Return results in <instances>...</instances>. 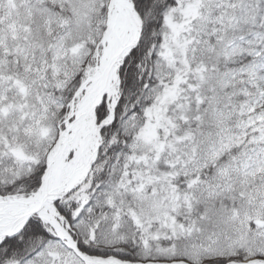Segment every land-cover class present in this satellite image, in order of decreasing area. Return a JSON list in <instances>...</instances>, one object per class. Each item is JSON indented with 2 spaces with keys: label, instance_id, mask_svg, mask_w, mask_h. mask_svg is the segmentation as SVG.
I'll list each match as a JSON object with an SVG mask.
<instances>
[{
  "label": "snow or ice",
  "instance_id": "6c2138e0",
  "mask_svg": "<svg viewBox=\"0 0 264 264\" xmlns=\"http://www.w3.org/2000/svg\"><path fill=\"white\" fill-rule=\"evenodd\" d=\"M0 264H264V0H0Z\"/></svg>",
  "mask_w": 264,
  "mask_h": 264
}]
</instances>
